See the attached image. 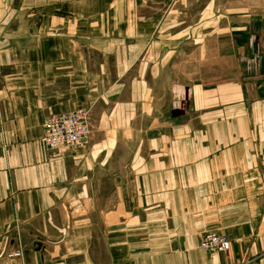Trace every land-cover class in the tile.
<instances>
[{"label":"crops","instance_id":"obj_1","mask_svg":"<svg viewBox=\"0 0 264 264\" xmlns=\"http://www.w3.org/2000/svg\"><path fill=\"white\" fill-rule=\"evenodd\" d=\"M0 264H264V0H0Z\"/></svg>","mask_w":264,"mask_h":264},{"label":"built area","instance_id":"obj_2","mask_svg":"<svg viewBox=\"0 0 264 264\" xmlns=\"http://www.w3.org/2000/svg\"><path fill=\"white\" fill-rule=\"evenodd\" d=\"M88 117L86 108H75L46 117L42 125L41 139L45 151H66L86 147L90 134ZM199 246L209 254H224L229 251L230 242L217 233L208 232L200 239ZM8 257L21 258V250H16Z\"/></svg>","mask_w":264,"mask_h":264},{"label":"water","instance_id":"obj_3","mask_svg":"<svg viewBox=\"0 0 264 264\" xmlns=\"http://www.w3.org/2000/svg\"><path fill=\"white\" fill-rule=\"evenodd\" d=\"M37 245H38V246H40V245H41V243H40V242H37Z\"/></svg>","mask_w":264,"mask_h":264}]
</instances>
